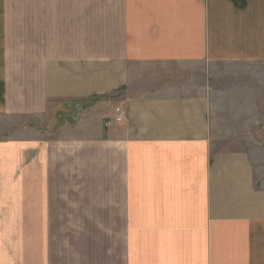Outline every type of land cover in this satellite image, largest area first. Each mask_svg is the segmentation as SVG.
Returning <instances> with one entry per match:
<instances>
[{"label":"crops","instance_id":"obj_1","mask_svg":"<svg viewBox=\"0 0 264 264\" xmlns=\"http://www.w3.org/2000/svg\"><path fill=\"white\" fill-rule=\"evenodd\" d=\"M48 4H20L16 23H33L23 31L48 65L20 73L22 103L9 105L24 126L67 112L54 134L0 137V222L28 239L57 223H123L142 253L153 243L169 257L166 239L188 234L205 248L199 264H264V0ZM2 73L0 121L17 83ZM183 223L207 225L206 242Z\"/></svg>","mask_w":264,"mask_h":264},{"label":"rangeland","instance_id":"obj_2","mask_svg":"<svg viewBox=\"0 0 264 264\" xmlns=\"http://www.w3.org/2000/svg\"><path fill=\"white\" fill-rule=\"evenodd\" d=\"M48 1L50 4V1L55 0H0V71L5 74L6 80L9 78L10 81L13 77L17 82L12 88L10 87L11 82L9 83L7 91L10 92L9 100H7L8 106L12 105L13 102L18 105L22 103L18 95H13V92L21 91L18 83L20 73L24 75L23 81L27 82L29 70H39L37 69L39 65H48V57L44 58L45 60L34 61V47L38 45V42L30 38V32L23 31L24 29L32 31L31 26H33V23H16V19L19 18L22 21L23 18L19 14L20 11L22 12L20 4L30 6V12H32V9L34 10L37 6H45ZM32 15L33 21L38 18L37 14ZM25 19L27 20V16H25ZM50 42L49 40L48 43ZM48 43L45 41L44 45ZM39 53H42V51ZM45 79L51 81V78ZM55 85L59 86L60 84L53 78L52 91H54ZM11 86L13 85L11 84ZM44 86V84H41V88H44ZM10 108L8 111L10 113H6L7 116L0 121V123L2 122L0 124V137H2V140L23 138L34 130L54 134L63 122V113L67 112V110L61 109L54 120L50 116H46L47 120L46 118L37 117L29 126H24L22 123L19 124L20 122L16 116H12L13 107L10 106ZM26 120L28 121V119ZM27 124L29 123L27 122ZM29 127H32L31 131L27 132L26 130ZM5 182H9L7 177ZM12 193H15L13 186L6 183L4 198L11 196ZM20 225L21 228H19ZM52 225L54 229L48 239L41 238L39 233H37L36 238L28 239L27 232H21L23 224L0 222V264H29L31 256L42 258L44 261L46 253L50 254L52 258L50 264H199V262L204 263L205 260V248L197 249L193 246L190 248L189 240H185V236L188 234H177V238H173L174 240L169 237L166 239L170 243L169 257H166L165 250H159L156 253L163 251L160 256L154 255L153 252L157 251L159 247L153 243L150 248H145L144 253H142V239L137 234L130 232L129 224L105 221L95 223L69 222ZM25 226H28V224H25ZM206 227L207 225L204 223H194L193 225L183 223L181 230L192 232L190 236V238H193L192 243L197 242L199 237V240L206 242ZM138 228H142L141 223H138ZM138 233L141 235V230H138ZM29 248L33 250L30 254ZM150 254L153 255L151 262L146 260ZM174 254L177 257L175 262L173 261Z\"/></svg>","mask_w":264,"mask_h":264},{"label":"built area","instance_id":"obj_3","mask_svg":"<svg viewBox=\"0 0 264 264\" xmlns=\"http://www.w3.org/2000/svg\"><path fill=\"white\" fill-rule=\"evenodd\" d=\"M117 117H116V122H122L124 120V114L121 109H117Z\"/></svg>","mask_w":264,"mask_h":264}]
</instances>
